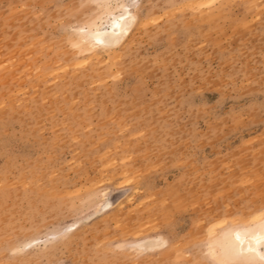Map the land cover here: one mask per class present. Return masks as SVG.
Wrapping results in <instances>:
<instances>
[{
    "label": "rangeland",
    "instance_id": "rangeland-1",
    "mask_svg": "<svg viewBox=\"0 0 264 264\" xmlns=\"http://www.w3.org/2000/svg\"><path fill=\"white\" fill-rule=\"evenodd\" d=\"M128 4L93 53L106 0H0V264H242L210 246L264 213V0Z\"/></svg>",
    "mask_w": 264,
    "mask_h": 264
},
{
    "label": "bare ground",
    "instance_id": "bare-ground-1",
    "mask_svg": "<svg viewBox=\"0 0 264 264\" xmlns=\"http://www.w3.org/2000/svg\"><path fill=\"white\" fill-rule=\"evenodd\" d=\"M106 1L108 5H111L112 2L115 3L114 7L111 5V11L109 12L108 17L106 16V20L104 16H100V20H98L101 21L100 24L98 23V21L93 20L88 24V26H84L79 29V42L89 50H93V53L95 48L113 50L121 46L127 39V37L130 36L133 28L138 22V15L133 9L129 8L130 4H128V0ZM114 9H118L120 10V13L124 14V19L120 20L119 23L122 26H126V31H122L121 27L114 26L115 21L113 20V17H118L120 15V13H116L115 11H113ZM110 15L112 17L109 18ZM105 22H107V25H105ZM262 224H264V213H259L256 215L254 223L251 225H232L227 227L226 231L219 238L218 244L220 247V253L218 252L215 245H211L210 249L212 254L218 257L219 260L223 263L235 261L242 264H259L258 258L253 254L246 251L241 253L236 249L235 237L237 233H258Z\"/></svg>",
    "mask_w": 264,
    "mask_h": 264
},
{
    "label": "snow or ice",
    "instance_id": "snow-or-ice-1",
    "mask_svg": "<svg viewBox=\"0 0 264 264\" xmlns=\"http://www.w3.org/2000/svg\"><path fill=\"white\" fill-rule=\"evenodd\" d=\"M111 7V5H109ZM124 19V14L120 13L118 17H113L115 27H121L122 31H126V26L120 25L119 21ZM71 229H69L70 231ZM163 241H161V244ZM236 249L243 253L248 252L258 258L259 264H264V224L261 225L260 231L257 232H244L243 234L237 233L235 237ZM143 251V249H139Z\"/></svg>",
    "mask_w": 264,
    "mask_h": 264
}]
</instances>
